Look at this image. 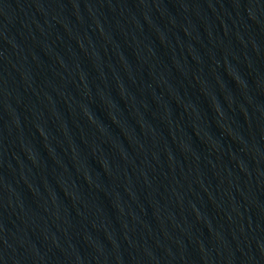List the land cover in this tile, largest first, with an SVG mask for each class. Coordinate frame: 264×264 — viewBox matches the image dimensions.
I'll return each mask as SVG.
<instances>
[{
  "label": "water",
  "instance_id": "obj_1",
  "mask_svg": "<svg viewBox=\"0 0 264 264\" xmlns=\"http://www.w3.org/2000/svg\"><path fill=\"white\" fill-rule=\"evenodd\" d=\"M0 264H264V0H0Z\"/></svg>",
  "mask_w": 264,
  "mask_h": 264
}]
</instances>
